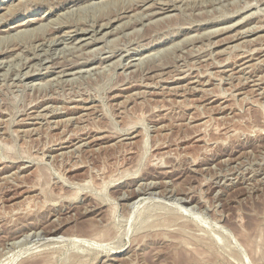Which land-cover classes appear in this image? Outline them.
Masks as SVG:
<instances>
[{
    "label": "rangeland",
    "instance_id": "rangeland-1",
    "mask_svg": "<svg viewBox=\"0 0 264 264\" xmlns=\"http://www.w3.org/2000/svg\"><path fill=\"white\" fill-rule=\"evenodd\" d=\"M145 1L0 0V264H264V0Z\"/></svg>",
    "mask_w": 264,
    "mask_h": 264
},
{
    "label": "bare ground",
    "instance_id": "bare-ground-1",
    "mask_svg": "<svg viewBox=\"0 0 264 264\" xmlns=\"http://www.w3.org/2000/svg\"><path fill=\"white\" fill-rule=\"evenodd\" d=\"M45 1V0H44ZM121 1V0H120ZM155 1V0H154ZM162 1V0H161ZM165 0H163V2H156L155 4H151V5H149V6H147L148 8H150L149 10L152 12V11H154V12H152L150 15H158V14H163V13H168V12H171V11H173L174 10V7H176L175 6V4H173V3H170V2H172V1H167V2H164ZM262 1V0H261ZM108 2V1H107ZM136 2H138L137 4H141V5H138L137 7H142V6H144V4H145V0H129V3H136ZM182 4V3H181ZM259 4V3H258ZM12 5V4H11ZM136 5V4H135ZM177 5V4H176ZM249 5V4H248ZM131 6V5H130ZM180 6V5H179ZM189 6V5H188ZM200 6V5H199ZM15 7V6H14ZM244 7V6H243ZM262 7V6H261ZM8 8V7H7ZM12 8V7H11ZM135 9V8H134ZM7 10V9H6ZM10 10V9H9ZM12 10V9H11ZM16 10V9H15ZM14 10V11H15ZM122 10V9H121ZM258 10V9H257ZM8 11V10H7ZM126 11V10H125ZM136 11V10H135ZM259 11V10H258ZM11 12V11H10ZM142 12V11H141ZM143 13V12H142ZM257 13V12H256ZM10 14V13H9ZM12 14V13H11ZM61 14V13H60ZM144 14H145V12H144ZM143 14V15H144ZM1 15H3V14H1ZM10 16V15H9ZM58 16V15H57ZM130 16V15H129ZM250 16V15H249ZM136 17V16H135ZM1 18V17H0ZM3 18V17H2ZM113 18H114V16H113ZM119 18V17H118ZM130 18V17H129ZM148 18V17H147ZM247 18V17H246ZM3 19H6L5 17L3 18ZM2 19V20H3ZM115 19V18H114ZM144 19V18H143ZM1 20V21H2ZM39 19H33V20H27V24L26 25H28L29 24V22H32V21H34V22H37ZM135 20V19H134ZM139 20V19H138ZM149 20V19H148ZM151 20V19H150ZM242 20V19H241ZM4 21V20H3ZM105 21V20H104ZM101 22V21H100ZM134 22V21H133ZM132 22V23H133ZM140 22V21H139ZM239 22V21H238ZM238 22H236L237 24L236 25H238L237 27H240V26H242L243 24H239ZM94 23V22H93ZM131 23V22H130ZM156 23V22H155ZM245 23V22H244ZM111 21L110 20H107L106 22H104V23H102L101 22V24H98V26L97 27H95V29H92V28H89L90 29V31H86V29H84V30H82L84 27H82V29H80L79 28V26L78 25H69V27L71 28V29H69V31H68V29L66 30L67 32H69L70 34H72V36L70 37V39H72L73 37H77V36H80L79 38H76L77 39V41L79 42L80 41V43H79V46H81L80 44H81V42H82V44L84 45H88L90 42H87V41H94V39L92 38L95 34H97L98 33V35L102 32V30L103 29H105V28H107L108 26H110L111 27ZM144 24V23H143ZM152 24V23H151ZM23 25H24V23H20L19 25H18V27H20V28H18L19 30L20 29H23V28H21V27H23ZM124 25V24H123ZM129 25V24H128ZM230 25V24H229ZM229 25H227V26H229ZM232 25V24H231ZM230 25V26H231ZM247 25V24H246ZM226 26V27H227ZM229 26V29L231 28ZM233 26V25H232ZM235 26V25H234ZM259 26V25H258ZM262 26V25H261ZM93 27V26H92ZM244 27V26H243ZM249 27V26H248ZM263 27H264V25H263ZM138 28V27H137ZM222 28H223V26H222ZM222 28H221V30H222ZM261 27H259V29H260ZM25 29H27V28H24L22 31H24ZM66 29V28H65ZM88 29V28H87ZM92 29V30H91ZM228 29V28H227ZM246 29V28H245ZM248 29V28H247ZM250 29V28H249ZM252 29V28H251ZM255 29H256V27H255ZM258 29V30H259ZM15 30H17V29H15ZM18 30V31H19ZM110 30V29H109ZM119 30V29H118ZM243 30V29H242ZM241 30V31H242ZM26 31V30H25ZM64 31V30H63ZM62 31V32H63ZM229 31V30H228ZM233 31V30H232ZM252 31V30H251ZM66 32V33H67ZM89 32V33H88ZM115 32V31H114ZM113 32V33H114ZM213 32H215V31H213ZM255 32V31H254ZM23 33V32H22ZM69 33H67V34H69ZM106 34L108 33V32H105ZM131 33V32H130ZM206 33V32H205ZM215 33H217V32H215ZM238 33V32H237ZM63 34H65V33H63ZM86 34H91V36L92 37H90L89 39L90 40H87V39H85V35ZM122 34V33H121ZM203 34V33H202ZM103 35V34H102ZM105 35V34H104ZM215 35V34H214ZM61 36V35H60ZM64 36V35H63ZM119 36V35H118ZM206 36H207V34H206ZM121 37V36H120ZM186 37V36H185ZM200 37V36H199ZM239 37V34H236V35H234V36H232L231 35V37H230V39H229V42H233V41H235V40H237V38ZM241 37V36H240ZM55 38V37H54ZM61 38V37H60ZM59 38V39H60ZM66 38V37H65ZM101 38V37H100ZM191 38V37H190ZM207 38V37H206ZM259 38V37H258ZM63 39V38H62ZM189 39V38H188ZM199 39V38H198ZM85 40H87V41H85ZM83 41H85L84 43H83ZM254 41V40H253ZM54 43V42H53ZM60 43V42H59ZM40 44H42V42L40 43ZM69 44V43H68ZM240 44V43H239ZM242 44V43H241ZM250 44H251V42H250ZM253 44V43H252ZM262 44V43H261ZM43 46V45H42ZM213 46V45H212ZM227 46V45H226ZM237 46V45H236ZM230 47V46H229ZM245 47V46H244ZM80 48V47H79ZM233 48V47H232ZM260 48V47H259ZM72 49V48H71ZM81 49V48H80ZM75 50V49H74ZM260 50V49H259ZM258 50V51H259ZM255 51H257V50H255ZM80 52H81V50H80ZM90 52V51H89ZM225 52V51H224ZM229 52V51H228ZM227 52V53H228ZM251 52H252V50H251ZM91 53V52H90ZM18 54V53H17ZM56 54V53H55ZM76 54V53H75ZM117 54V53H116ZM252 54L253 53H250V52H240L239 53V55L237 56L238 57V59L240 60V63H238L239 64V67H241L242 69V71H244L245 69H247V67H248V62L250 61V60H252L254 57L252 56ZM74 56V55H73ZM77 56V55H76ZM154 56V55H153ZM91 57V56H90ZM180 57V56H179ZM258 57V56H257ZM32 58V57H31ZM38 58V57H37ZM145 58V57H144ZM209 58V57H208ZM40 59V58H39ZM68 59V58H67ZM107 59V58H106ZM45 61H46V59H45ZM195 61V60H194ZM204 61V60H203ZM261 61V60H260ZM264 61V60H263ZM16 62V61H15ZM43 62V61H42ZM143 62V61H142ZM238 62V61H237ZM58 63V62H57ZM70 63V62H69ZM91 63V62H90ZM193 63V62H192ZM251 63V62H250ZM129 64V63H128ZM255 64V63H254ZM261 64V63H260ZM132 65V64H131ZM180 65V64H179ZM188 65V64H187ZM247 65V66H246ZM250 65V64H249ZM18 66V65H17ZM16 66V67H17ZM96 66V65H95ZM156 66V65H155ZM254 66V65H253ZM36 67V66H35ZM67 67V66H66ZM69 68H66L65 70L67 71V72H71V74L74 72L75 73V71H76V69H80V67H81V65L80 64H76V65H74V63H73V65H71V66H68ZM109 67V66H108ZM106 68V67H105ZM250 68V67H249ZM256 68H257V66H256ZM19 69V68H18ZM87 69V68H86ZM91 69H93V68H91ZM109 69H110V67H109ZM137 69V68H136ZM252 69V68H251ZM73 70H75V71H73ZM106 70V69H105ZM155 70V69H154ZM222 70V69H221ZM224 70V69H223ZM227 70V69H226ZM249 70V69H248ZM247 70V71H248ZM94 71V70H93ZM237 71V70H236ZM64 72V71H63ZM133 72H135V71H133ZM25 73V72H24ZM28 73H29V71H28ZM73 73V74H74ZM76 73H77V71H76ZM79 73H80V71H79ZM215 73H217V72H215ZM250 73V72H249ZM60 74V73H59ZM65 74H66V72H65ZM69 74V73H68ZM72 74V75H73ZM94 74V73H93ZM196 74H197V72H196ZM245 74V73H244ZM29 75V74H28ZM64 75V74H63ZM87 75V74H86ZM217 75V74H216ZM240 75V74H239ZM33 76V75H32ZM167 76V75H166ZM179 77H181V76H179ZM178 77V78H179ZM230 77V76H229ZM259 77V76H258ZM262 77H263V75H262ZM54 78V77H53ZM182 78V77H181ZM224 79V78H223ZM244 79H246V78H244ZM251 79V78H250ZM68 80V79H67ZM129 80V79H128ZM158 80V79H157ZM256 80V79H255ZM258 80H260L259 78H258ZM209 81V80H208ZM248 81V80H247ZM193 82V81H192ZM199 82V81H198ZM69 83V82H68ZM144 83V82H143ZM159 83V82H158ZM205 83V82H204ZM207 83V82H206ZM235 83V82H234ZM241 83V82H240ZM239 83V84H240ZM259 83V82H258ZM200 84V83H199ZM202 84V83H201ZM20 85V84H19ZM36 85V84H35ZM203 86V85H202ZM251 86H252V84H251ZM33 87H35V86H33ZM40 87V86H39ZM165 87V86H164ZM194 87H195V85H194ZM193 87V88H194ZM43 88V87H42ZM228 88V87H227ZM254 88V87H253ZM256 88V87H255ZM28 89V88H27ZM177 89V88H176ZM198 89V88H197ZM231 89V88H230ZM264 89V88H263ZM20 90V89H19ZM40 90V89H39ZM250 90H252V89H250ZM193 91V90H192ZM206 91V90H205ZM253 91V90H252ZM264 91V90H263ZM134 92V91H133ZM153 92V91H152ZM166 92V91H165ZM241 92V91H240ZM262 93V92H261ZM46 94V93H45ZM210 94V93H209ZM212 94V93H211ZM132 96V94L130 95V97ZM145 97V96H144ZM90 99V98H89ZM211 99V98H210ZM241 99V98H240ZM248 99V98H247ZM100 104V103H99ZM91 105V104H90ZM47 106V105H46ZM48 106H50V105H48ZM78 106V105H77ZM77 106H75V108H79V107H77ZM80 106V105H79ZM250 106V105H249ZM72 107V106H71ZM82 107V106H81ZM80 107V108H81ZM85 107V106H84ZM44 108V107H43ZM46 108V107H45ZM87 108V107H86ZM61 109H62V107H61ZM217 109V108H216ZM77 110V109H76ZM82 110V109H81ZM39 111V110H38ZM37 111V112H38ZM40 112V111H39ZM44 114V113H43ZM36 115V114H35ZM48 115V114H47ZM41 116V115H40ZM45 116V115H44ZM43 118V117H42ZM71 118V117H70ZM69 119V118H68ZM72 119V118H71ZM28 122V121H27ZM33 122V121H32ZM37 123V122H36ZM66 125V124H65ZM69 125V124H68ZM30 126V125H29ZM75 126V125H74ZM87 127V126H86ZM159 127V126H158ZM11 128V127H10ZM32 129V128H31ZM36 129V128H35ZM157 129V128H156ZM41 130V129H40ZM27 131V130H26ZM25 131V132H26ZM80 131V130H79ZM85 131V130H84ZM231 132V131H230ZM17 133V132H16ZM137 134V133H136ZM138 135V134H137ZM93 138V137H92ZM92 138H90L91 140H92ZM95 138V137H94ZM88 139V138H87ZM103 139V136H100V137H96L95 138V140H97V141H101ZM79 140V139H78ZM94 140V139H93ZM82 143H84V142H82ZM86 144H87V142H86ZM79 146H80V144H78ZM114 145V144H113ZM77 147V146H76ZM72 149V148H71ZM62 157V156H61ZM155 159V158H154ZM159 160V159H158ZM207 160V159H206ZM227 160V159H226ZM225 160V161H226ZM162 165V164H161ZM128 172V171H127ZM128 174V173H127ZM4 175V174H3ZM13 177V176H12ZM62 177V176H61ZM22 178V177H21ZM104 178V177H103ZM161 179V178H160ZM10 181V180H9ZM82 181V180H81ZM67 182V181H66ZM140 183V182H139ZM222 183V182H221ZM141 184V183H140ZM82 185V184H81ZM152 185V184H151ZM150 185V186H151ZM142 187V186H141ZM166 188V187H165ZM104 189V188H103ZM4 191V190H3ZM77 192V191H76ZM129 193V192H128ZM127 194V193H126ZM92 195V194H91ZM214 196V195H213ZM140 197V196H139ZM215 197V196H214ZM118 199H119V196H118ZM154 200V199H153ZM177 200V199H176ZM184 200V199H183ZM177 202V201H176ZM179 202V201H178ZM142 205V204H141ZM84 206V205H83ZM95 207V206H94ZM140 207V206H139ZM161 207V206H160ZM86 210V209H85ZM136 211V210H135ZM125 213H127V212H125ZM133 214V213H132ZM187 214V213H186ZM160 215V214H159ZM180 217V216H179ZM182 217V216H181ZM195 217V216H194ZM168 220V219H167ZM172 223V222H171ZM161 224V223H160ZM168 225V224H167ZM154 226V225H153ZM166 226V225H165ZM148 227V226H147ZM149 227H151V226H149ZM99 228V227H98ZM140 229V228H139ZM107 235V234H106ZM51 237V236H50ZM237 237V236H236ZM93 238V237H92ZM48 239V238H47ZM62 239V238H61ZM77 239V238H76ZM98 239V238H97ZM109 239V238H108ZM246 239V238H245ZM93 240V239H92ZM249 241V240H248ZM15 242H17V241H15ZM44 242V241H43ZM131 242V241H130ZM133 242V241H132ZM246 243V242H245ZM10 244V243H9ZM250 244V243H249ZM248 243H247V245H249ZM17 245V244H16ZM251 245V244H250ZM19 246V245H18ZM192 247V246H191ZM192 248H194V247H192ZM246 248H248V247H246ZM250 250H252V249H250ZM120 252V251H119ZM251 256H252V253H251ZM254 256V255H253ZM252 256V257H253ZM190 257V256H189ZM121 258V257H120ZM126 258V257H125ZM182 258V257H181ZM247 258V257H246ZM114 259V258H113ZM81 260V259H80ZM124 262V261H123ZM122 263V262H121ZM131 263V262H130ZM125 264V263H124ZM248 264V263H247Z\"/></svg>",
    "mask_w": 264,
    "mask_h": 264
}]
</instances>
